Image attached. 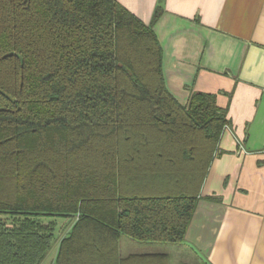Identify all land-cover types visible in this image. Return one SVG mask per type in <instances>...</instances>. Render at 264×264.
<instances>
[{
    "label": "trees",
    "instance_id": "1",
    "mask_svg": "<svg viewBox=\"0 0 264 264\" xmlns=\"http://www.w3.org/2000/svg\"><path fill=\"white\" fill-rule=\"evenodd\" d=\"M161 59L116 0H0V264H40L53 218L71 226L53 264H167L120 259V236L183 244L228 122L213 94L181 107Z\"/></svg>",
    "mask_w": 264,
    "mask_h": 264
},
{
    "label": "crops",
    "instance_id": "2",
    "mask_svg": "<svg viewBox=\"0 0 264 264\" xmlns=\"http://www.w3.org/2000/svg\"><path fill=\"white\" fill-rule=\"evenodd\" d=\"M116 1L151 27L162 50L165 87L178 104L186 106L192 93L213 94L228 122L183 244L164 247L120 236L117 256L264 264V0ZM51 221L53 241L40 264L54 263L71 227L70 220Z\"/></svg>",
    "mask_w": 264,
    "mask_h": 264
},
{
    "label": "rangeland",
    "instance_id": "3",
    "mask_svg": "<svg viewBox=\"0 0 264 264\" xmlns=\"http://www.w3.org/2000/svg\"><path fill=\"white\" fill-rule=\"evenodd\" d=\"M129 240V239H128ZM131 241V240H130ZM134 242V241H133ZM137 243V242H136ZM161 246H164V247H166V246H169V245H161ZM50 255V254H49ZM49 255H48V258H49ZM173 258L170 260V264H177L178 262H180L181 261V259H183L185 256H178V255H176V254H173V256H172ZM47 258V259H48Z\"/></svg>",
    "mask_w": 264,
    "mask_h": 264
},
{
    "label": "built area",
    "instance_id": "4",
    "mask_svg": "<svg viewBox=\"0 0 264 264\" xmlns=\"http://www.w3.org/2000/svg\"><path fill=\"white\" fill-rule=\"evenodd\" d=\"M226 128V127H225Z\"/></svg>",
    "mask_w": 264,
    "mask_h": 264
}]
</instances>
